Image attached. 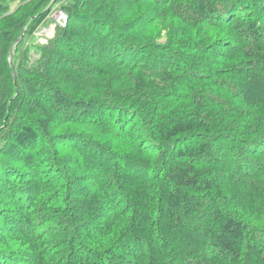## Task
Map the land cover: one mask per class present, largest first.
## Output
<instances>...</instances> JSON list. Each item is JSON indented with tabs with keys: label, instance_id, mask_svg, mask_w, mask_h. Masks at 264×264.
I'll list each match as a JSON object with an SVG mask.
<instances>
[{
	"label": "trees",
	"instance_id": "16d2710c",
	"mask_svg": "<svg viewBox=\"0 0 264 264\" xmlns=\"http://www.w3.org/2000/svg\"><path fill=\"white\" fill-rule=\"evenodd\" d=\"M0 264H264V0H0Z\"/></svg>",
	"mask_w": 264,
	"mask_h": 264
},
{
	"label": "rangeland",
	"instance_id": "374dc122",
	"mask_svg": "<svg viewBox=\"0 0 264 264\" xmlns=\"http://www.w3.org/2000/svg\"><path fill=\"white\" fill-rule=\"evenodd\" d=\"M57 11L58 10H53L52 12H51V14H50V17L54 20V16H55V14L57 13ZM55 21V20H54ZM52 26V25H51ZM53 27V26H52ZM53 29H51V27H49V28H46V30H44L43 31V28H41L37 33H36V35H37V39H36V41H35V45H40V44H43V43H45L46 42V39L47 38H49V37H51L52 36V34H53ZM35 57H37V54H36V52H34V53H32V59H35Z\"/></svg>",
	"mask_w": 264,
	"mask_h": 264
},
{
	"label": "built area",
	"instance_id": "2783aa9c",
	"mask_svg": "<svg viewBox=\"0 0 264 264\" xmlns=\"http://www.w3.org/2000/svg\"><path fill=\"white\" fill-rule=\"evenodd\" d=\"M54 19L56 22L60 23L61 25H64L66 15L62 11L58 10L54 16Z\"/></svg>",
	"mask_w": 264,
	"mask_h": 264
},
{
	"label": "water",
	"instance_id": "95a60500",
	"mask_svg": "<svg viewBox=\"0 0 264 264\" xmlns=\"http://www.w3.org/2000/svg\"><path fill=\"white\" fill-rule=\"evenodd\" d=\"M20 40H21V38L18 41H20ZM10 52H11V50H10ZM10 63H11V61H10Z\"/></svg>",
	"mask_w": 264,
	"mask_h": 264
}]
</instances>
